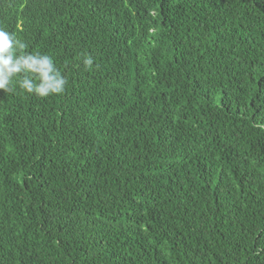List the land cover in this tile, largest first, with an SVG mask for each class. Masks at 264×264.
Listing matches in <instances>:
<instances>
[{"label":"trees","instance_id":"1","mask_svg":"<svg viewBox=\"0 0 264 264\" xmlns=\"http://www.w3.org/2000/svg\"><path fill=\"white\" fill-rule=\"evenodd\" d=\"M0 28L67 80L0 89V264H264V0H0Z\"/></svg>","mask_w":264,"mask_h":264},{"label":"clouds","instance_id":"2","mask_svg":"<svg viewBox=\"0 0 264 264\" xmlns=\"http://www.w3.org/2000/svg\"><path fill=\"white\" fill-rule=\"evenodd\" d=\"M25 48L23 42L0 28V89L13 91L15 83L27 93L41 98L62 94L67 80L53 58L39 52H27ZM82 62L86 68L93 65L91 56L86 55Z\"/></svg>","mask_w":264,"mask_h":264}]
</instances>
